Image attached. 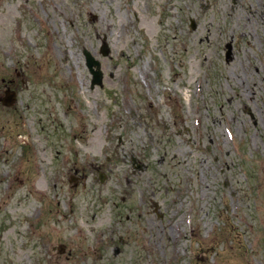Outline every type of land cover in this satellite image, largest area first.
<instances>
[{
	"label": "rangeland",
	"instance_id": "rangeland-1",
	"mask_svg": "<svg viewBox=\"0 0 264 264\" xmlns=\"http://www.w3.org/2000/svg\"><path fill=\"white\" fill-rule=\"evenodd\" d=\"M0 264H264V0H0Z\"/></svg>",
	"mask_w": 264,
	"mask_h": 264
},
{
	"label": "water",
	"instance_id": "water-1",
	"mask_svg": "<svg viewBox=\"0 0 264 264\" xmlns=\"http://www.w3.org/2000/svg\"><path fill=\"white\" fill-rule=\"evenodd\" d=\"M100 51L101 54L104 57H106L108 55L109 49L106 44H103ZM83 54L85 57L86 67L88 68L90 74L92 75V83H91L92 88L95 85L101 86L103 74L100 69V63L96 59H94V57L88 51L85 50ZM5 94L6 97L4 99H1L2 104L4 106H12L15 102L14 100L15 94L10 91H6Z\"/></svg>",
	"mask_w": 264,
	"mask_h": 264
}]
</instances>
